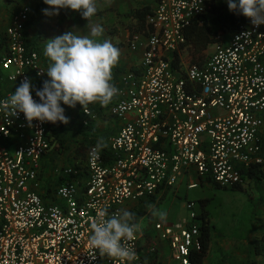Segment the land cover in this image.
<instances>
[{
	"label": "built area",
	"instance_id": "1",
	"mask_svg": "<svg viewBox=\"0 0 264 264\" xmlns=\"http://www.w3.org/2000/svg\"><path fill=\"white\" fill-rule=\"evenodd\" d=\"M207 1H158L147 16L141 74L131 72L115 85L109 114L124 125L110 138L107 153L91 143L80 166L57 169L63 181L48 194L41 174L53 146L51 122L29 126L6 103L14 91H0V264H121L89 243L91 223L102 214L122 215L126 203L173 188L190 168L200 178L235 188L245 181L241 168L263 162L264 25L256 27L246 17L230 43L215 44L206 61L191 63L185 74L167 58L186 46L184 29L205 14ZM29 19L25 6L0 36V81L17 88L30 79L38 101L37 82L47 77V68L41 52L26 41ZM142 39L134 33L131 49L137 51ZM96 104L84 109L78 103L82 126L99 118ZM198 186L192 182L189 189ZM197 207L189 200V218L155 222L150 238L139 226L124 241L135 252L131 264H193L194 253L202 250ZM159 240L168 243V257L145 258L158 250Z\"/></svg>",
	"mask_w": 264,
	"mask_h": 264
},
{
	"label": "crops",
	"instance_id": "2",
	"mask_svg": "<svg viewBox=\"0 0 264 264\" xmlns=\"http://www.w3.org/2000/svg\"><path fill=\"white\" fill-rule=\"evenodd\" d=\"M2 1V0H0ZM43 0L39 2L42 3ZM159 0H98V11L95 15V17H102V18H107L110 15H113V18L115 20V23L113 26H118L119 29H113V27L106 29L109 34H112V36H104V40H109L115 47L119 49L120 56L118 63L116 66L112 69V83L116 85L122 77L125 75L133 72L137 75L141 74L142 71V60L144 56V51L146 49V44H147V32L149 30V25L147 24V17L145 19V28L144 30H137V26L135 25L136 20L132 15H130L131 11L137 8H141L144 5H150L152 8V12L157 6ZM38 4L37 10L33 12V8L28 4L25 3L23 6L20 8L19 11H21L25 6H28L30 8V19L29 23L26 25V30H25V38L28 44L30 45H35V47L39 48V51L41 52L43 59H44V64L46 68L48 67V59L44 55V46L46 44V41L49 40L50 38L47 37V32H41L43 27L47 28V30H50L51 32L53 31L54 33L56 32V35H63L65 32L68 31H73L77 35H86L88 33V29L86 28L87 24L83 19H80L81 16H78L77 18L71 17V14L68 12L67 16L70 15V18H66L64 21L63 28L61 31L54 29V25L51 23L52 21H59L61 19V11L59 12V15H53V16H46L43 12V9L48 8V5H45L43 8H40ZM108 4V6H106ZM217 7L220 8V11L223 14H228L231 11L229 10V7L225 0H208L207 1V10L204 14V16L209 20L211 29L213 31V34H211V37L215 39L213 43H210L206 49L201 51L200 53H194L190 45L184 46L182 49L179 51L168 55L169 60H173L172 55L178 54L180 58V65L173 66L181 73L185 74L187 67L191 63H198V64H203L206 59L212 54L214 51V45L217 43H222V44H228L231 42L233 38V34L235 31H232L230 29H224L222 28L221 24L219 22H214L213 19L215 17V12L214 9ZM1 8V7H0ZM12 9L9 11H6L5 9H0V36L3 34L5 31L6 27L9 25L11 17L13 16L12 14ZM18 11V12H19ZM68 11V9H66ZM75 11V10H74ZM72 11V12H74ZM34 14V15H33ZM151 14V13H150ZM31 15L34 17V20L32 19ZM33 20V22H32ZM246 21V17H245ZM67 23V25H65ZM96 23V22H95ZM93 25H98L97 23ZM70 24V25H68ZM99 26V25H98ZM101 27H105V24H101ZM70 27V28H69ZM73 27V29H72ZM241 27V26H240ZM53 28V29H52ZM56 30V31H55ZM107 31L106 34H107ZM237 31V30H236ZM134 33H142L143 34V39H142V45L137 51H134L130 47V40L131 37ZM50 37V36H49ZM52 38V37H51ZM99 40L101 39L100 37L98 38ZM103 41V40H100ZM0 42H2L0 40ZM49 79L46 77L42 81L37 82V88L36 89H41L43 87V83L45 80ZM7 91L12 90L15 92L16 87L13 84H9L5 81H0V91ZM115 101V98H113L112 102L107 106V107H102L98 102L94 106L95 111L98 113L99 118L96 121H93L90 126L85 127L82 126L79 122V118L81 116V112L79 110V105L77 104L75 108L69 107L67 105H64L63 103L61 104L62 107L65 108V114L69 112L71 116H74V119L67 123H60L56 126H52L50 128L51 136L53 143L58 141L57 136L59 134L64 135V140L66 141V138L69 140L71 146L69 147L68 150H66L65 153H67V158H65V161L60 162L61 164L55 165L52 167V158H53V149L42 159V174L41 178L45 182L43 190L48 194V189L49 187H55V185L59 184L63 179L59 177L57 169L61 168L64 165H73V166H80L84 162V152L85 148L89 144H96L100 145V149L104 151V153H107L109 150V140L110 138L118 133L122 126L124 125V121L122 119H119L117 117H114L109 114V108L110 105ZM264 116V115H263ZM59 132V133H56ZM60 142V141H59ZM263 144H264V125L261 130V147L262 150L260 152V156L263 158L264 163V157H263ZM69 146V145H68ZM80 151V154L77 153ZM261 164H252L249 168H241V171L243 173V170H249L252 167L261 165ZM49 170V177L45 176V172H48ZM189 171V172H188ZM184 174L179 182L170 189L166 190H160L158 193L152 197H148L146 199H143L138 202H128L126 203L125 206V211H128L132 214L133 218L134 216L138 215V212L142 209L145 210V212L140 214L135 220L133 219L132 222H138L143 230V233L148 236V238L154 236V230H149L146 231L145 227L141 225V219L148 213L149 207L151 205H154L155 203L161 202V201H167L169 202L170 206H175L176 204L180 203L179 202V191L181 188H185L187 191L189 189V184L192 182H196L199 184L198 187L200 186H215L217 185L210 179H204L200 178L195 170L193 168H190ZM56 175H53V174ZM245 181L243 184H241L242 188L244 187V184L247 182H255L258 183L261 193H264V179L262 182H257L251 178H244ZM54 182V183H53ZM46 183H48V187H46ZM196 187V188H198ZM221 187V186H220ZM224 188V187H223ZM194 189V188H193ZM172 193V195L170 194ZM264 196V194H263ZM189 201V199L185 200L184 205L186 207V202ZM198 205V211L201 212V206L199 203ZM209 211V210H208ZM176 214L171 215L168 213L164 219H161L160 217L157 218L153 222H164L165 224H175L181 220H183L185 217L179 216V218L175 216ZM210 215V211H209ZM211 219V218H210ZM212 222V221H211ZM213 224V222H212ZM214 226V225H213ZM215 237L214 229L212 232V241ZM212 246V243H211ZM156 248L158 249L156 252L151 253L150 255L147 254L145 258H154L155 256H167L169 255V247L168 243L164 240H159V242L156 245ZM211 248V247H210ZM207 257V256H206ZM204 264H206V258L204 260Z\"/></svg>",
	"mask_w": 264,
	"mask_h": 264
},
{
	"label": "clouds",
	"instance_id": "3",
	"mask_svg": "<svg viewBox=\"0 0 264 264\" xmlns=\"http://www.w3.org/2000/svg\"><path fill=\"white\" fill-rule=\"evenodd\" d=\"M225 2L230 11L249 18L252 25H264V0ZM43 3L49 6L43 9L46 16L59 15L61 9L78 11L88 21V34L77 35L68 31L47 40L44 55L49 63L44 72L49 79L44 81L41 89L35 90L39 100L33 97L31 80L25 79L6 101L15 115L18 112L24 114L29 126L36 120L67 124L69 119L62 103L72 108L79 103L85 109L87 105L98 102L107 107L118 94L112 83V69L118 63L119 49L109 40L100 41L98 38L103 35V28L91 23V18L98 11V0H43ZM96 153V148L91 150L92 158ZM154 214L161 219L166 217L164 212ZM132 221V214L128 211L122 215L113 214L107 219L102 214L91 223V247L101 256L118 259L121 264H131L135 252L124 241L131 240L139 229V225Z\"/></svg>",
	"mask_w": 264,
	"mask_h": 264
},
{
	"label": "rangeland",
	"instance_id": "4",
	"mask_svg": "<svg viewBox=\"0 0 264 264\" xmlns=\"http://www.w3.org/2000/svg\"><path fill=\"white\" fill-rule=\"evenodd\" d=\"M40 1L41 0H2L0 1V9H5L6 11L12 9L11 12L15 15L23 4L28 3L33 8L32 13H34ZM106 6H108V4ZM72 11L74 10L68 9L71 17L77 18L81 16L78 11ZM31 17L34 20L32 15ZM80 19L88 23L82 16ZM64 21L65 19L61 18L58 22L52 21L51 23L54 25V29L61 31ZM59 22L62 23V26H59ZM95 22L99 26L100 23H106V26L102 27L103 35L100 37V40H104V36L110 37L112 34H115H109L106 29L111 27H113L115 31L119 29L118 26H113L116 24L113 15L107 18L94 16L91 18V23L94 24ZM65 25H67V23ZM42 29L41 32H47V28L43 27ZM105 31H107V34ZM47 37L51 39V37ZM70 144L67 138L66 141L63 138V143L59 142V140L53 143L52 149L54 153L52 167L56 164L60 165V162L65 161L64 159L67 158L68 155L65 152L72 145ZM48 175L49 170L45 172V176ZM53 175L56 174L54 173ZM48 185L49 184L46 183V187H48ZM170 194L172 195V193ZM263 194L264 193H261L258 183L253 181L245 183L242 189L206 185L188 191L185 188H181L178 197L180 203L175 206H170V204H168L169 202H159V200L158 203L149 207L147 215L142 217L140 222L141 225L145 227V230L149 231L153 230V222L159 218V216L154 213L164 212L166 215H168V213L171 215L176 214V218H179V216L189 218L190 213L184 205L185 200H194L199 203L200 198L208 197L210 198V202L207 209L210 211L215 237L206 257V264H264V249H262V252H258L256 249L257 240L261 239L264 235ZM199 222H201V220H199Z\"/></svg>",
	"mask_w": 264,
	"mask_h": 264
},
{
	"label": "trees",
	"instance_id": "5",
	"mask_svg": "<svg viewBox=\"0 0 264 264\" xmlns=\"http://www.w3.org/2000/svg\"><path fill=\"white\" fill-rule=\"evenodd\" d=\"M46 4L40 3L39 7L43 8ZM215 17L213 19L214 22H219L224 29H230L232 31H236L240 28V26L245 22V16L236 14L234 12H230L228 14H223L220 11V8L214 9ZM68 11L66 9H62L61 11V18L68 19L70 15L67 16ZM152 13V8L150 5H144L141 8H137L131 11L130 15L134 17L136 20L135 25L137 26V30H144L145 28V19L146 17ZM29 23V22H28ZM27 23V24H28ZM59 26H62V23L59 22ZM63 28V27H61ZM53 29V28H52ZM56 31V30H55ZM184 33L186 36V45H190L194 53H200L204 49L208 47L210 43H213L215 39L211 37L213 31L211 29L209 20L203 15L197 16L194 18L189 26L184 29ZM47 36L54 37L56 36V32H51L47 30ZM35 46V45H34ZM38 50L39 48L36 47ZM172 62L175 66L180 65V58L179 55L176 53L172 55ZM60 124V122L53 124L52 126H56ZM52 137V136H51ZM63 134H59L57 139L63 143ZM80 154V151L77 152ZM263 157H264V144H263ZM243 177L244 178H251L257 182H262L264 179V163L255 167H252L249 170H243ZM220 187L219 185H215ZM237 189H242L241 185L236 186ZM210 202V198L204 197L199 199V205L201 206V212L199 213V218L201 220V244L202 250L200 252L194 253L193 255V264H204V260L208 255L209 249L212 243V232L214 226L211 222L209 211L207 209L208 204ZM144 213L145 210L142 209L138 212V215L134 216V220L140 215ZM133 217V216H132ZM264 239V235L261 239L257 240L256 242V249L258 252H262V245L261 241Z\"/></svg>",
	"mask_w": 264,
	"mask_h": 264
}]
</instances>
